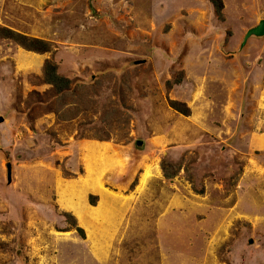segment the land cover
<instances>
[{
    "label": "rangeland",
    "instance_id": "374dc122",
    "mask_svg": "<svg viewBox=\"0 0 264 264\" xmlns=\"http://www.w3.org/2000/svg\"><path fill=\"white\" fill-rule=\"evenodd\" d=\"M223 2L0 0L51 45L0 37V264H264V0Z\"/></svg>",
    "mask_w": 264,
    "mask_h": 264
},
{
    "label": "trees",
    "instance_id": "16d2710c",
    "mask_svg": "<svg viewBox=\"0 0 264 264\" xmlns=\"http://www.w3.org/2000/svg\"><path fill=\"white\" fill-rule=\"evenodd\" d=\"M213 4L217 17L219 20H224V2L223 0H210ZM0 37L4 39H11L23 46L27 50L34 51L37 53H47L51 50V45L42 39L31 38L25 34L17 32L8 27L0 26ZM43 79L45 83L52 85L58 92H62L68 89L70 85V79L62 76L59 71L57 64L50 59L46 60L43 68ZM173 107L182 112L184 115H190V108L184 103L174 102ZM68 217L73 219V216L68 214ZM82 237L85 236L84 230L81 227H77Z\"/></svg>",
    "mask_w": 264,
    "mask_h": 264
},
{
    "label": "water",
    "instance_id": "95a60500",
    "mask_svg": "<svg viewBox=\"0 0 264 264\" xmlns=\"http://www.w3.org/2000/svg\"><path fill=\"white\" fill-rule=\"evenodd\" d=\"M252 37H264V19L260 20L259 24L253 28H251L245 37V40L243 42V46L246 45L247 41ZM145 60L137 61L134 63V65H138L141 63H144ZM4 122V117L0 116V123ZM142 144V141H138L137 145L140 146ZM8 169V182L10 183L12 181V165L11 163L7 164Z\"/></svg>",
    "mask_w": 264,
    "mask_h": 264
}]
</instances>
